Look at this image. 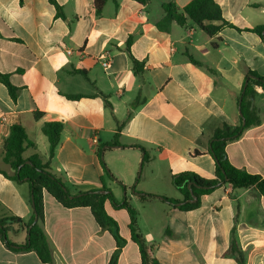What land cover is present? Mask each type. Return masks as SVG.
Returning a JSON list of instances; mask_svg holds the SVG:
<instances>
[{
	"label": "crops",
	"instance_id": "1",
	"mask_svg": "<svg viewBox=\"0 0 264 264\" xmlns=\"http://www.w3.org/2000/svg\"><path fill=\"white\" fill-rule=\"evenodd\" d=\"M170 1L183 9L194 0H104L100 10L98 0H55L62 16L50 0H0V72L20 89L14 101L0 83V118H6L0 169L13 173L3 162L4 146L12 126L22 125L34 144L24 158L38 155L49 163L72 194L106 186L119 202L128 198L138 212V233L160 264H237L227 255L233 232L246 264H264V197L254 187L224 185L191 211L140 198L182 199L172 184L180 173L215 178L213 135L224 124H243L247 73L264 77V44L252 32L224 28L209 37L191 22L158 30ZM215 2L228 22L264 25V0ZM130 39L132 56L144 65L139 75L126 51ZM254 91L251 110L261 123L226 152L233 166L264 178V89ZM49 122L64 125L51 160L42 132ZM116 136L120 146L110 147ZM105 209L125 240L121 249L90 209H67L45 194L42 229L53 256L47 264H110L116 255V264H142L128 212L110 201ZM33 215L29 185L0 173V218L28 223ZM8 237L23 245L28 233L14 224ZM0 264L44 263L0 239Z\"/></svg>",
	"mask_w": 264,
	"mask_h": 264
},
{
	"label": "trees",
	"instance_id": "2",
	"mask_svg": "<svg viewBox=\"0 0 264 264\" xmlns=\"http://www.w3.org/2000/svg\"><path fill=\"white\" fill-rule=\"evenodd\" d=\"M62 16L60 6L55 0H50ZM145 3L150 0H137ZM104 0H98L97 6L100 10ZM164 17L157 23L158 30L169 32L174 24L185 27L189 22L201 29L209 37L217 35L224 28H232L238 32H252L256 34L264 44V25L250 27L247 25H238L225 20L221 7L215 0H194L183 9L179 8L173 1L163 4ZM131 39L127 43L126 51L129 54L134 70L137 75L143 72V63L136 60L131 54ZM0 83L8 89L11 98L16 101L20 89L15 87L10 80L9 74L0 72ZM246 86V87H245ZM254 86H260L264 89V77L256 72L249 71L246 75L245 90L241 95V112L242 121L245 125L233 127L224 124L213 135L210 154L216 163V176L213 179H206L192 172H184L173 176L172 184L181 194L182 199L171 197H160L155 195H141L143 201L159 199L172 208L180 211H191L200 207L201 198L213 192L215 189L224 185H231L233 189H248L254 187L260 195L264 197V178L262 176L249 173L245 170L236 168L228 159L226 147L229 143L238 140L243 133L250 127L257 126L261 123L260 118L251 110L250 97L255 94ZM70 98H79L80 96H69ZM36 118L41 117V113L35 114ZM64 125L61 122L45 123L42 132L49 143V159H53L57 147L60 144ZM34 144L29 141L26 130L22 125L12 126L10 135L4 146L3 162L8 165L13 173L0 169V173L6 178L21 184L27 183L30 187L31 203L34 215L28 223L17 217L0 218V239L4 244L14 252H35L42 263L47 264L53 261V256L48 246L45 234L42 229L44 221V195H51L58 203L67 209L88 208L91 210L96 222L103 229L109 230L116 238L118 248L121 249L125 240L119 233L117 222L108 215L105 209V203L110 201L118 209H125L130 217V229L132 239L138 244L141 254L142 264H160L152 257L153 247L146 246L142 236L138 233V212L130 204L128 198L118 201L112 192L103 186L105 194L100 193L102 190H92L79 194H72L70 189L61 178L56 177L50 172L49 163H43L38 155L28 159L24 158V153L28 147ZM120 143L118 138L110 144V147H118ZM144 150L141 146H134ZM104 165L106 174L112 177L110 171ZM193 196L197 200L193 201ZM14 224L27 230L28 239L23 245H17L10 241L9 232ZM166 234L172 236L170 230ZM227 255L233 257L237 264H246L245 255L241 249L239 240L235 232L231 235L230 247ZM117 255L110 264H116Z\"/></svg>",
	"mask_w": 264,
	"mask_h": 264
},
{
	"label": "built area",
	"instance_id": "3",
	"mask_svg": "<svg viewBox=\"0 0 264 264\" xmlns=\"http://www.w3.org/2000/svg\"><path fill=\"white\" fill-rule=\"evenodd\" d=\"M68 53H70V52H68ZM109 64H110V62L106 61V62L103 63V66L104 67H107V66H109ZM5 120H6V118L4 116L1 117L0 118V124L3 123V122H5Z\"/></svg>",
	"mask_w": 264,
	"mask_h": 264
},
{
	"label": "water",
	"instance_id": "4",
	"mask_svg": "<svg viewBox=\"0 0 264 264\" xmlns=\"http://www.w3.org/2000/svg\"><path fill=\"white\" fill-rule=\"evenodd\" d=\"M246 87V86H245ZM245 87H244V90H245ZM240 114L242 115V113L240 112ZM243 125H245V120L243 119ZM100 193L102 194H105L106 191H101ZM197 200V197L196 196H193V201L195 202Z\"/></svg>",
	"mask_w": 264,
	"mask_h": 264
},
{
	"label": "rangeland",
	"instance_id": "5",
	"mask_svg": "<svg viewBox=\"0 0 264 264\" xmlns=\"http://www.w3.org/2000/svg\"><path fill=\"white\" fill-rule=\"evenodd\" d=\"M173 195L181 198V195L175 189H173Z\"/></svg>",
	"mask_w": 264,
	"mask_h": 264
}]
</instances>
